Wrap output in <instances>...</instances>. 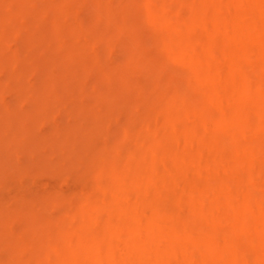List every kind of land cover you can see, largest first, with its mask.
<instances>
[{
	"label": "rangeland",
	"instance_id": "374dc122",
	"mask_svg": "<svg viewBox=\"0 0 264 264\" xmlns=\"http://www.w3.org/2000/svg\"><path fill=\"white\" fill-rule=\"evenodd\" d=\"M202 4L0 0V264H59L64 238L47 223L60 217L71 231L87 223L113 234L114 204L100 216L97 201L119 184L111 164L120 183L150 185L142 174H161L164 132L183 141L173 119L208 114L194 71L214 27ZM156 22L180 40L169 44ZM250 183L264 191L260 176Z\"/></svg>",
	"mask_w": 264,
	"mask_h": 264
},
{
	"label": "bare ground",
	"instance_id": "6f19581e",
	"mask_svg": "<svg viewBox=\"0 0 264 264\" xmlns=\"http://www.w3.org/2000/svg\"><path fill=\"white\" fill-rule=\"evenodd\" d=\"M201 7L214 22L194 69L208 114L192 125L173 119L183 141L164 132L161 174H142L150 185L120 183L121 164H111L119 184L97 201L100 216L105 202L114 204L113 234L87 223L71 231L64 217L47 223L49 236L64 238L59 264H97L98 255L106 264H242L241 254L264 264V191L250 183L264 180V0H203ZM155 25L169 44L180 40Z\"/></svg>",
	"mask_w": 264,
	"mask_h": 264
}]
</instances>
